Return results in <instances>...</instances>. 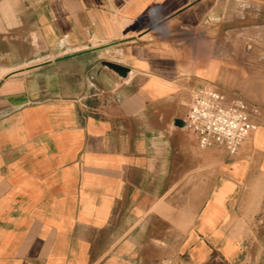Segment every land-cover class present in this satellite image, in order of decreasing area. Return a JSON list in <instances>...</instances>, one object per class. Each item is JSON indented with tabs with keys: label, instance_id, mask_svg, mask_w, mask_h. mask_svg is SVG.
<instances>
[{
	"label": "crops",
	"instance_id": "crops-1",
	"mask_svg": "<svg viewBox=\"0 0 264 264\" xmlns=\"http://www.w3.org/2000/svg\"><path fill=\"white\" fill-rule=\"evenodd\" d=\"M261 55L264 0H0V264H264V122L183 128L203 86L264 110Z\"/></svg>",
	"mask_w": 264,
	"mask_h": 264
},
{
	"label": "built area",
	"instance_id": "built-area-1",
	"mask_svg": "<svg viewBox=\"0 0 264 264\" xmlns=\"http://www.w3.org/2000/svg\"><path fill=\"white\" fill-rule=\"evenodd\" d=\"M260 60L264 63L263 55ZM263 122L264 110L260 106L203 86L191 92L183 128L195 137L200 149L215 147L232 156Z\"/></svg>",
	"mask_w": 264,
	"mask_h": 264
},
{
	"label": "water",
	"instance_id": "water-1",
	"mask_svg": "<svg viewBox=\"0 0 264 264\" xmlns=\"http://www.w3.org/2000/svg\"><path fill=\"white\" fill-rule=\"evenodd\" d=\"M112 44H98V43H91L89 45H83L81 47L78 48H74L71 50H66L64 53L60 54V55H54L51 57L50 60H48V62L46 63H51V62H59L80 54H85V53H91V52H95L99 49H103L106 48L108 46H111ZM103 65L109 69H111L112 71H114L115 73H117L119 76L121 77H125L128 73V69L114 64V63H110V62H103Z\"/></svg>",
	"mask_w": 264,
	"mask_h": 264
},
{
	"label": "rangeland",
	"instance_id": "rangeland-1",
	"mask_svg": "<svg viewBox=\"0 0 264 264\" xmlns=\"http://www.w3.org/2000/svg\"><path fill=\"white\" fill-rule=\"evenodd\" d=\"M101 59L103 61H110L113 60L115 57L113 56V54L110 51H103L102 53H100ZM119 59V57H118ZM202 150H206V151H219L221 149L219 148H209V149H202Z\"/></svg>",
	"mask_w": 264,
	"mask_h": 264
}]
</instances>
